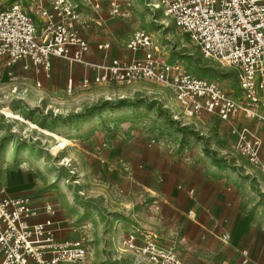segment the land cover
<instances>
[{
	"label": "rangeland",
	"instance_id": "1",
	"mask_svg": "<svg viewBox=\"0 0 264 264\" xmlns=\"http://www.w3.org/2000/svg\"><path fill=\"white\" fill-rule=\"evenodd\" d=\"M13 1L0 0V8ZM71 1L88 18L93 39L114 49L145 30L169 61L241 97L238 70L204 57L153 7L156 0H117L125 12L112 19L104 7L94 11L91 0ZM6 76L0 73V186L53 202L60 238L85 242L80 264H150L124 251L120 240L148 222L153 190L177 181L219 180L237 200L264 208V175L236 149L229 125L208 114L185 117L169 88L144 80L78 85L67 93L70 106L32 111ZM234 124L257 131L264 159V124L243 116ZM18 168L31 170L33 180L11 188Z\"/></svg>",
	"mask_w": 264,
	"mask_h": 264
},
{
	"label": "built area",
	"instance_id": "2",
	"mask_svg": "<svg viewBox=\"0 0 264 264\" xmlns=\"http://www.w3.org/2000/svg\"><path fill=\"white\" fill-rule=\"evenodd\" d=\"M91 1L95 8L107 1L110 17L124 15L120 1ZM153 6L163 9L204 57L238 70L241 97L169 61L152 34L142 29L126 42L133 54L129 60L89 64L84 59L89 45L78 27L81 13L71 0H15L0 8V58L4 66L22 62L24 69L35 73L48 72L52 58L96 69L92 80H82L83 87L142 80L158 83L170 89L185 117L208 114L228 124L236 149L264 175L262 138L255 129L234 124L240 116L264 124V0H156ZM97 47L107 49L109 44ZM72 86L68 80L67 90ZM55 211L53 202L34 204L30 196L10 195L0 187V264H80L87 255L85 242L60 238ZM41 214L45 218L38 221ZM222 237L228 239L226 234ZM156 238L152 232L135 229L120 240V246L150 264H184L173 247Z\"/></svg>",
	"mask_w": 264,
	"mask_h": 264
},
{
	"label": "crops",
	"instance_id": "3",
	"mask_svg": "<svg viewBox=\"0 0 264 264\" xmlns=\"http://www.w3.org/2000/svg\"><path fill=\"white\" fill-rule=\"evenodd\" d=\"M91 3L94 11L102 7L108 11L104 2L99 8ZM79 11L80 35L89 45L84 56L86 62L103 65L111 58L129 60L132 57L126 43L113 49L109 42L93 39L85 29L88 28V18ZM100 18L95 20L97 24H100ZM102 44H109V47L98 49L97 46ZM0 73H6L8 82L16 86V97L26 109L44 108L45 111L50 107L64 109L70 106L72 98L67 94L70 92L67 90L68 80L72 81V88L81 86L82 80H92L97 70L62 58H52L48 72L35 73L32 68L24 69L22 62L4 66L0 58ZM57 129L58 126L53 130ZM14 172H11V188L23 185L25 180H33L31 170L18 168V178ZM191 189L193 193L189 194ZM153 191L157 198L153 199L148 222L140 230L152 232L160 244L173 247L184 264H264V213H257L264 208L256 209L251 203L237 200L231 188L219 180L207 178L196 182L177 181L174 185ZM7 193L24 195L11 190ZM44 218L41 214L36 219L41 221ZM224 234L228 239L222 237Z\"/></svg>",
	"mask_w": 264,
	"mask_h": 264
},
{
	"label": "bare ground",
	"instance_id": "4",
	"mask_svg": "<svg viewBox=\"0 0 264 264\" xmlns=\"http://www.w3.org/2000/svg\"><path fill=\"white\" fill-rule=\"evenodd\" d=\"M154 7V6H153ZM52 149H54V148H52Z\"/></svg>",
	"mask_w": 264,
	"mask_h": 264
}]
</instances>
